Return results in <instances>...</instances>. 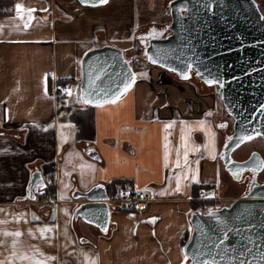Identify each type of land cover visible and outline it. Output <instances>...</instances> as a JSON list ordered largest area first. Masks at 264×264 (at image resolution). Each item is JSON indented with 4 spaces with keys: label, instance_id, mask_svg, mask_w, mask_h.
<instances>
[{
    "label": "crops",
    "instance_id": "obj_1",
    "mask_svg": "<svg viewBox=\"0 0 264 264\" xmlns=\"http://www.w3.org/2000/svg\"><path fill=\"white\" fill-rule=\"evenodd\" d=\"M136 3L12 0V14L0 16L2 264H189L184 247L200 189H221L225 136L214 91L139 64L136 80L114 102L87 106L79 98L89 49L112 44L130 58ZM69 83H78L76 92L58 91ZM72 153L79 175L60 187ZM36 169L56 202L46 194L28 198ZM121 183L145 192L148 202L126 209L108 201L105 234L76 218L83 192L100 185L110 195Z\"/></svg>",
    "mask_w": 264,
    "mask_h": 264
},
{
    "label": "water",
    "instance_id": "obj_2",
    "mask_svg": "<svg viewBox=\"0 0 264 264\" xmlns=\"http://www.w3.org/2000/svg\"><path fill=\"white\" fill-rule=\"evenodd\" d=\"M78 1L84 6L103 4L100 0ZM168 6L171 20L163 32L152 34L149 28L144 34L150 36L144 42L146 62L184 81L195 71L206 85H216L233 120L220 152L225 170L230 174L252 167L261 170L264 160L259 153L243 161L232 155L250 140L247 137L264 139V14L258 2L170 0ZM154 29L162 31L155 25ZM81 71L79 98L87 106L118 99L129 89L125 85L132 86L137 78L124 50L112 44L89 49L82 57ZM90 156L99 159L94 152ZM46 187L36 169L28 198L42 197ZM81 195L87 201L77 207L76 218L107 233L111 209L106 189L98 185ZM184 252L189 264H264V182L253 181L249 192L229 205L211 207L205 214L193 211Z\"/></svg>",
    "mask_w": 264,
    "mask_h": 264
},
{
    "label": "rangeland",
    "instance_id": "obj_3",
    "mask_svg": "<svg viewBox=\"0 0 264 264\" xmlns=\"http://www.w3.org/2000/svg\"><path fill=\"white\" fill-rule=\"evenodd\" d=\"M169 1L170 0H137L136 8L133 9L137 19L131 33V40L133 46L132 49L129 50L128 52L129 53L128 56L132 60L131 62L133 61H134L133 63L139 62L137 63V66L139 64L141 65L147 64L145 60V56L142 52V48L138 49L139 43H138L137 35L141 32L146 31L148 28L152 27L153 25L160 27L169 24L171 20L169 14V6H168ZM258 4L262 13L264 14V0H258ZM213 91L217 97V100L219 101V107H218L219 110L217 116L221 117L220 120H224L226 127L229 126L228 130L230 133L232 131L233 120L227 114L221 100L219 99L216 88L213 89ZM223 134L225 136L224 131ZM253 151L259 153L262 159L264 160V139H262L261 137L251 138L242 146H240L239 149L235 150V152L233 153V157H235L236 155L244 156L245 154H248L249 152H253ZM76 156H77L76 153H72L71 157L73 158L64 161V163H62L63 170L66 171L68 174L66 173V177L65 179H63V184L60 183V187H63L64 184H66L67 187L69 188L70 185L72 184L71 182L72 178L74 177L72 176V174L79 175L80 167H78L79 161H78V157ZM221 166L222 168L220 169V174H219L220 175L219 183L221 189H219V193H215L218 199L212 201L210 205L211 207L220 205L223 202H227L228 203L227 205H229L235 198L240 197L242 193L241 186H239V184H237L229 177V175L227 174L226 170L223 167V163L221 164ZM262 176L264 177V171ZM206 189L207 191H209L210 194L211 193L214 194L212 187H206Z\"/></svg>",
    "mask_w": 264,
    "mask_h": 264
},
{
    "label": "built area",
    "instance_id": "obj_4",
    "mask_svg": "<svg viewBox=\"0 0 264 264\" xmlns=\"http://www.w3.org/2000/svg\"><path fill=\"white\" fill-rule=\"evenodd\" d=\"M78 83H69L64 84L58 87V91L63 94H72L77 91ZM214 194H210L207 189H200L198 195V201L200 202V212L205 214L211 208V203L214 200H217L218 197ZM46 201L53 203L55 201V195L52 189L46 190ZM149 198L145 192L139 191L131 183H121L119 184L114 192L109 195V202L120 204L126 209H138L141 208L146 202H148Z\"/></svg>",
    "mask_w": 264,
    "mask_h": 264
},
{
    "label": "flooded vegetation",
    "instance_id": "obj_5",
    "mask_svg": "<svg viewBox=\"0 0 264 264\" xmlns=\"http://www.w3.org/2000/svg\"><path fill=\"white\" fill-rule=\"evenodd\" d=\"M166 26V25H165ZM165 26H160V27H158V28H160V30H162V31H160V32H157V31H155V29H154V25L152 26V27H150V28H153V31L151 32L152 34H154V33H156V34H160V33H162L163 32V30H164V28H165ZM149 29V28H148ZM148 29L146 30V31H144V32H141V33H139L138 35H137V39H138V43H139V45H138V49L139 48H142V52H143V50H144V46H145V44H144V42L145 41H148V39H149V37L150 36H147V37H145L144 36V34L148 31ZM168 33V31H166L164 34H163V36H165L166 34ZM141 50V49H140ZM144 54V53H143ZM167 71V70H166ZM169 72V71H168ZM197 74H196V72L195 71H192L191 72V77H194V76H196ZM190 80V79H189ZM208 86V85H207ZM212 86H215V85H212ZM217 90V89H216ZM218 127L222 130V131H224L225 132V137H226V140H227V138L229 137V135L231 134V132L229 133V126L228 127H226V124H225V122H224V120H222V121H220L219 122V125H218ZM225 140V141H226ZM240 148V147H239ZM239 148H237V149H239ZM236 149V150H237ZM235 152V151H234ZM233 152V153H234ZM256 151H253V152H249L248 154H245L244 156H241V155H236L235 157H233V159L234 160H238V161H243V160H245V159H247L252 153H255ZM233 155V154H232ZM223 163V162H222ZM223 167H224V169H225V165L223 164ZM263 171H264V165H263V167H262V169L261 170H259V171H257V169H255V167H252V168H250V169H248V170H243V171H241V172H237V173H233V174H230V173H228L227 171V174L229 175V177L233 180V181H235L237 184H239V186H241V188H242V193H241V196H244V195H246L248 192H249V189H250V187H251V185H252V182L253 181H258V182H260V183H262V182H264V177L262 176V174H263ZM228 203L227 202H223L222 204H220V205H217V206H215V207H221V206H225V205H227Z\"/></svg>",
    "mask_w": 264,
    "mask_h": 264
},
{
    "label": "trees",
    "instance_id": "obj_6",
    "mask_svg": "<svg viewBox=\"0 0 264 264\" xmlns=\"http://www.w3.org/2000/svg\"><path fill=\"white\" fill-rule=\"evenodd\" d=\"M13 10H12V0H0V16H3V15H9V14H12ZM137 63L139 62H136V63H133L132 64V68L135 70V67L137 66ZM147 64H149L147 62ZM174 77L178 78L177 74H175L174 72H171L169 71ZM190 80L192 81H195L199 84H201L202 87H204L205 89L207 90H213V89H217V86H207L203 81H201L197 75L194 76V77H191ZM51 187V186H50ZM206 187V186H205ZM208 187V186H207ZM48 189H50L48 187ZM44 197V196H42ZM188 262H190V260L187 258L186 259Z\"/></svg>",
    "mask_w": 264,
    "mask_h": 264
},
{
    "label": "snow or ice",
    "instance_id": "obj_7",
    "mask_svg": "<svg viewBox=\"0 0 264 264\" xmlns=\"http://www.w3.org/2000/svg\"><path fill=\"white\" fill-rule=\"evenodd\" d=\"M82 2H87V0H82ZM100 3H107V0H100ZM16 10H17V12L19 13L21 10H22V5H20V4H17L16 5ZM28 12H32V11H34L33 9H28L27 10ZM21 19L23 18V17H20ZM24 27L25 28H27V27H29V25L26 23L25 25H24ZM153 62H155V61H153ZM191 67V65H189V68ZM184 79H187L188 77L185 75L184 77H183ZM209 83H211V81H209ZM221 86H223V85H221ZM131 87V84H126L125 85V90H127L128 88H130ZM85 103H87L88 101H84ZM112 102H114V101H112ZM247 139H251V137H247ZM177 190H179V188L177 189ZM42 232L43 231H48L47 229H45V230H41ZM4 235H11V234H9V233H5ZM14 235H16V236H20L21 235V233H19V232H17V233H15ZM26 258V257H25ZM0 264H2V262H0ZM37 264H39V262H37Z\"/></svg>",
    "mask_w": 264,
    "mask_h": 264
}]
</instances>
